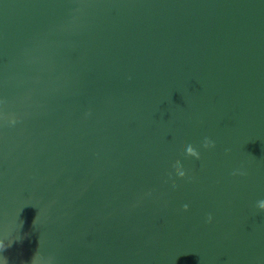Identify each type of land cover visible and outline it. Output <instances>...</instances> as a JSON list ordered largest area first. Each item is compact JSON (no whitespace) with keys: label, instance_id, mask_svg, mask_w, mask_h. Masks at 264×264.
Here are the masks:
<instances>
[{"label":"water","instance_id":"water-1","mask_svg":"<svg viewBox=\"0 0 264 264\" xmlns=\"http://www.w3.org/2000/svg\"><path fill=\"white\" fill-rule=\"evenodd\" d=\"M262 203L264 0H0V264H264Z\"/></svg>","mask_w":264,"mask_h":264},{"label":"clouds","instance_id":"clouds-1","mask_svg":"<svg viewBox=\"0 0 264 264\" xmlns=\"http://www.w3.org/2000/svg\"><path fill=\"white\" fill-rule=\"evenodd\" d=\"M189 151L191 152V149H189ZM181 175H183V173H181ZM261 208H264V203H262L261 205ZM188 206L187 205H184V209L187 210ZM211 220V216H209V221Z\"/></svg>","mask_w":264,"mask_h":264}]
</instances>
